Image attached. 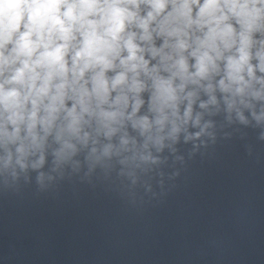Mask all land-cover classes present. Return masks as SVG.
Returning a JSON list of instances; mask_svg holds the SVG:
<instances>
[{
  "label": "clouds",
  "instance_id": "1",
  "mask_svg": "<svg viewBox=\"0 0 264 264\" xmlns=\"http://www.w3.org/2000/svg\"><path fill=\"white\" fill-rule=\"evenodd\" d=\"M122 2L138 7V0H103L102 4L101 0H0V75H3L8 66L19 60L21 67L16 68L4 84L17 83L26 89L21 96L16 88L6 89L4 84H0V109H2L0 119L5 124L14 126V130L9 132L6 127L0 125V137L8 141L18 138L19 124L25 121V105L30 102L32 109L27 113V128L35 141L36 137L32 130L37 123L41 107L46 115L39 119V123L47 129L55 119V114L64 108L66 89L69 87L76 94V102L72 108L65 109L69 120L68 130L78 135L83 114L90 112V97L94 94L99 100L103 101L106 98L109 85L105 71L113 68L117 59L123 71L112 79L111 89L115 90L121 85L128 84L129 91L139 93L143 90L144 84L138 77L140 72H144L153 80L154 92L150 110L157 114L155 123L163 127L169 120V113L166 110H170L171 116L179 118L178 93L184 91L186 83L199 85L202 80H207L212 73L219 71L217 61L224 57L217 41L223 45L224 50H230L236 43L231 24L224 23L229 19L225 10L238 19L242 31L239 33V47L236 49L238 55L226 58L225 76L220 79L219 87L222 91H231L235 85V92L243 93L245 87L249 85V81H246L242 75L245 70L250 80L264 84V79L255 77L254 68L249 63L250 33L255 22L264 13V0H204L203 5L199 6L198 18L195 21L191 20L192 6L199 5V0H181L178 7L176 0H172L174 11L186 18L187 26L192 23L201 27L208 25L209 30L203 40H198L197 48L191 53L196 60L193 65L195 72H189L187 60L181 55L173 62L172 68L175 70L167 78L155 74L157 68L154 66L149 69L148 61L143 55H138L143 53L144 49L135 42L137 33L128 32L126 35L124 33L126 22L135 23L136 27L143 29L139 39L150 41L149 24L165 9L168 0H145L151 8L146 18H140L136 12L121 7ZM62 6L63 13H61ZM97 13L100 14L98 21L88 18ZM22 23L25 31L20 32ZM166 24L167 21L159 26L161 33L167 32L169 36L180 34L179 29L168 30ZM18 32L19 36L14 41L11 53L5 56L3 49L13 42V34ZM74 32H79L82 39L73 49L71 68H69L65 57L70 50L71 42L75 40ZM260 44L261 48L256 52V57L259 60V70L264 72V41H260ZM174 47L182 51L188 45L184 40L178 39ZM38 49L43 51L33 59ZM122 51H126L127 56L122 57ZM150 51L152 56L156 57L161 55L163 49L151 48ZM161 59L171 60L172 57L161 55ZM97 68L99 71L92 76L91 93L82 85L79 88L75 87L86 71ZM69 72L72 74L71 81L68 80ZM128 73L132 74L130 83H128ZM177 78L181 81L179 84L174 83ZM54 80H59V83L54 84ZM211 87L212 85L209 84L208 88ZM192 95L188 93L189 98ZM256 95L259 96V93ZM45 99L48 101L46 104ZM121 101L126 105L127 96H118L115 103L120 104ZM142 103L139 98L135 100L132 107L133 116ZM77 105L80 107L79 112ZM103 115L115 119L122 113L112 112ZM190 116L191 104L184 112V121L187 122ZM136 125L142 131L151 128L146 116L136 121Z\"/></svg>",
  "mask_w": 264,
  "mask_h": 264
}]
</instances>
